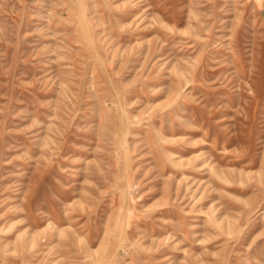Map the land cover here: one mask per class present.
<instances>
[{"label":"rangeland","instance_id":"1","mask_svg":"<svg viewBox=\"0 0 264 264\" xmlns=\"http://www.w3.org/2000/svg\"><path fill=\"white\" fill-rule=\"evenodd\" d=\"M0 264H264V0H0Z\"/></svg>","mask_w":264,"mask_h":264}]
</instances>
